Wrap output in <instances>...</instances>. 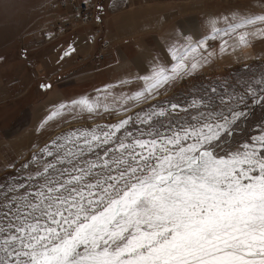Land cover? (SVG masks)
<instances>
[{
	"label": "snow or ice",
	"instance_id": "1",
	"mask_svg": "<svg viewBox=\"0 0 264 264\" xmlns=\"http://www.w3.org/2000/svg\"><path fill=\"white\" fill-rule=\"evenodd\" d=\"M256 22L264 24V15L242 17L229 24L225 34ZM211 23L212 31L219 32L216 21ZM257 31L264 36V29ZM248 35L240 34L239 41L246 44ZM195 50L191 42L182 50L170 49L177 60L171 70L154 67L151 76L139 78L146 87L126 99H147L145 93L151 95L182 72L195 70L196 62L190 69L184 63L187 53ZM257 96L249 87L238 98L221 97L226 112H202L192 122L170 128L171 134L149 131L134 136L125 128L131 116L107 130L97 126L68 133L65 143H76V151L69 149L55 159L77 163L54 176L46 174L56 165L46 164L36 173L43 177L38 188L4 205L7 222L0 226V264H264V133L224 150L247 116L239 105L247 108L246 98L264 103V94ZM210 103L201 98L189 107ZM71 104L88 113L99 107L87 97ZM178 110L187 111L173 103L147 113L140 123L147 125L154 117ZM56 115L53 111L48 119ZM52 144L57 151L64 147ZM101 148L102 154L81 166L79 158ZM41 151L54 155L48 147Z\"/></svg>",
	"mask_w": 264,
	"mask_h": 264
},
{
	"label": "crops",
	"instance_id": "2",
	"mask_svg": "<svg viewBox=\"0 0 264 264\" xmlns=\"http://www.w3.org/2000/svg\"><path fill=\"white\" fill-rule=\"evenodd\" d=\"M49 3H44V6ZM41 8L36 19V34L33 33L35 37L30 35L32 37L26 40V46L31 50L25 48L26 54L35 52V65L29 68L32 61H28L26 64L29 67L0 70V80L22 75L20 81L23 91L28 93L26 104H21V112L15 114H18L16 120L12 114L0 120V124L3 121L0 127V163L3 168L38 141L65 127L90 122V113L82 108L79 111L71 102L82 97L92 101L90 94L93 90H106L108 93L120 89L124 93H121L117 105L127 109L123 112L128 113L168 94L183 80L195 75L246 64L254 59H264V36L257 31L264 29V24L256 22L255 25H244L225 34L228 25L239 22L242 17L264 15V0H195L180 4L166 0H99L96 10V18L102 24L99 36L92 41L91 27L79 28L50 43L43 42L41 37V23L45 17L50 16L46 13L47 6L42 8L43 11ZM213 20L219 32L212 31ZM253 32L255 36L251 35ZM243 33H249L246 44L239 41V35ZM102 39L111 44L102 64L90 68L76 62L77 56L96 53ZM201 41L203 45L197 47ZM190 42L196 50L187 53L184 63L190 69L191 63L196 62L198 67L195 70L182 72L163 87L154 89L151 95L145 93L147 99H126L146 87L145 81L139 78L151 76L154 67H164L170 71L177 63L170 49L182 50ZM97 77L100 78L95 83L97 85H89L84 89V94L74 92L77 81L86 80V83L90 81L87 79L97 80ZM32 79L36 81V100L29 103L30 91L34 93L28 90ZM42 84L50 87L42 88ZM62 104L65 105L63 109L59 107ZM53 111L58 115L49 120L48 116ZM10 122L13 123L9 125Z\"/></svg>",
	"mask_w": 264,
	"mask_h": 264
},
{
	"label": "rangeland",
	"instance_id": "3",
	"mask_svg": "<svg viewBox=\"0 0 264 264\" xmlns=\"http://www.w3.org/2000/svg\"><path fill=\"white\" fill-rule=\"evenodd\" d=\"M50 1L51 0H0V70H4L5 68L9 67L15 70L24 66H30L29 68H32L31 66L35 65V52L27 54L25 53V48H27L28 51L31 50V48L29 49L26 46V40L32 37L30 35L34 36L33 33L36 34L35 29L37 28L36 19L38 18V11L42 6H44V3H49ZM166 1L172 4H180L190 3L195 0L189 2L177 0ZM27 6H29L28 9ZM46 6V10H48L46 13H49L50 16L45 18L42 16L44 19L41 17L43 19L40 26L41 29L44 26V22L48 20L53 14V12L50 11L48 5H45L42 8L44 9ZM42 8L41 11H43ZM87 27H91V31H94V25H86L79 28ZM99 27L100 33H102V24ZM79 28H76L75 30ZM71 31L72 30L68 31L63 35V37ZM103 40L106 39H102L100 41V45L96 53L93 55L77 56L76 62L90 68H94L95 66H98V64H102L111 45L110 42L106 40L109 42L108 47L103 49ZM99 54H102V57L99 58ZM27 56H29L28 59ZM28 61H32V64L29 66L26 64ZM230 68H233V70ZM228 72H231V76L225 78L224 75L229 74ZM203 75H212L216 78V80H212L207 84H205L204 81L205 85L198 84V86H192L196 88L184 92V95L178 99L175 98L169 100L163 98L178 87L181 88L182 86H179L181 84L180 83L168 94L142 104L128 113L123 112L125 109L124 107H119L117 105L118 102L120 103V95H122L121 93H124L123 91H120V89L111 90L108 93L105 92L106 90H93L90 94L92 96V101L99 104V107H97L94 112L90 113V116L88 117L91 119L90 122L78 123L76 125L65 127L54 133L52 136L38 141V143L35 144L31 149L27 150L19 157L14 159L5 168H3L2 164L0 163V226H4V224L7 222V218L4 216V213L7 211V209L4 207V205L8 203V200L12 197L18 198L24 193L25 190L34 191L36 188H38V186L43 182V177H37L36 173L38 171L43 172L46 164L52 163L56 165L55 169H50L49 173L46 174L49 176H54L59 170L71 169L73 165L77 163L76 160H72L71 163H69L68 160H65L63 163H58L55 159L56 155L63 156L64 153L69 149H71L73 152L76 151L78 146L76 143H65L64 137H66L68 133H79L81 131L92 130L93 128H97V126H99L100 129L107 130L108 125L115 124L119 120L127 118L128 116H131L132 119L130 123L125 126V128L127 131L132 132L134 136H139L141 132L146 134L149 131L165 133L170 128H176L180 123L192 122L191 118L200 115L202 112H209L208 109H213V106L222 103L221 97H223L225 100H227L229 95L238 98L239 96L244 95L249 87L256 90L258 94L257 98H259V95L264 94L260 92V90L264 88V59H254L246 64L227 67L223 70L209 72ZM21 77L23 76H12L5 80H0V120L11 117L10 114H12V118L14 116L13 119H15L19 114L18 112L21 110V104H23V106L26 104L28 93L23 91L24 87L20 81L22 80ZM97 78V80L93 78L87 79L90 81L86 83V80L78 79L82 81H77L74 92H76L78 95L84 94V89H86L89 85L92 87L97 85L95 83H98L100 80L99 77ZM30 82L31 83L28 86V90L34 91L36 81L32 79ZM213 88L216 89L215 93L211 91ZM66 91L68 92V90ZM30 94L29 103L33 100H36L35 91L34 93L30 91ZM112 94L113 96H110ZM201 98L210 100L211 103L199 109L189 107L193 100H199ZM245 102L247 103V108H243V105H239V107L247 112V116L239 121V125L235 128L234 134L228 138L224 150H234L235 148L248 143L254 137L264 133V103H253L250 98H246ZM173 103L179 104L181 109H187L186 112L178 110L177 113H173L174 117L178 119L177 121L169 123L167 116L163 120V117H154L152 120L154 121L153 124L149 123L146 125L140 123V118L144 117L147 113L153 112L161 107L168 108ZM233 104L234 107L237 106V101H233ZM13 108H15L14 111ZM105 108H107V110H105ZM78 110L81 111V108H78ZM16 113L18 114L15 115ZM17 118H20V116ZM180 118L182 119L180 120ZM2 122L3 121H1L0 127H2ZM11 123L13 122H10L9 125H11ZM123 132L124 130L122 129L117 135H122ZM168 134H171V132L168 131ZM14 141L17 142L16 140ZM52 141H56L57 144H63V149L57 151L56 147L52 144ZM111 146L112 145L106 147ZM45 147H48L49 150L53 151L54 155L52 157L47 156L41 151V149ZM103 150V148L96 149V151L93 153L85 154V156L79 158V163L81 166H83V161L95 160L97 153L102 154ZM33 157L36 159L34 160ZM26 164L28 167H23ZM21 184L25 185V189L16 188L17 185ZM9 188H13L15 190L9 191Z\"/></svg>",
	"mask_w": 264,
	"mask_h": 264
},
{
	"label": "built area",
	"instance_id": "4",
	"mask_svg": "<svg viewBox=\"0 0 264 264\" xmlns=\"http://www.w3.org/2000/svg\"><path fill=\"white\" fill-rule=\"evenodd\" d=\"M189 2L192 0H177ZM99 0H54L49 3L52 16L44 22L41 37L45 42L59 39L70 30L94 25V31L90 33V40L93 41L100 33L101 20L96 18V10ZM106 40H103V49L108 47ZM102 54H99V58Z\"/></svg>",
	"mask_w": 264,
	"mask_h": 264
},
{
	"label": "trees",
	"instance_id": "5",
	"mask_svg": "<svg viewBox=\"0 0 264 264\" xmlns=\"http://www.w3.org/2000/svg\"><path fill=\"white\" fill-rule=\"evenodd\" d=\"M256 62H258V61H256ZM230 69L233 70V68H230ZM236 69H239V68H236ZM228 73L229 74H225L224 75L225 78H228L229 76H231L230 75L231 72H228ZM212 80L213 81L216 80V78L214 76H212V75H195V76L190 77V78H188L186 80H183L181 82V84L179 85V86H182L181 88L178 87L173 92H171L170 94L164 96L163 98L164 99H169V100L175 99V98L178 99V98H180L181 96L184 95V92L189 91L190 89H195L196 88V87H192V86H198V84H204V81H205V84H207L208 82H210ZM196 90H198V89H196ZM232 106H234L233 102H232ZM208 111L209 112H226L227 108H226L225 103H219V104H216L215 106H213V109H208ZM164 118L165 117H163L162 120ZM181 119L182 118H180V120ZM167 120H168L169 123H173L174 121H177L178 119H176L174 117V115L171 114V115L168 116ZM153 123H154V121H150V124H153Z\"/></svg>",
	"mask_w": 264,
	"mask_h": 264
}]
</instances>
